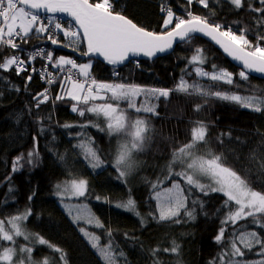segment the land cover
I'll list each match as a JSON object with an SVG mask.
<instances>
[{
  "label": "snow or ice",
  "instance_id": "6c2138e0",
  "mask_svg": "<svg viewBox=\"0 0 264 264\" xmlns=\"http://www.w3.org/2000/svg\"><path fill=\"white\" fill-rule=\"evenodd\" d=\"M193 2L208 7V0H187L189 6ZM228 2L236 10L246 9L257 14L254 17L257 29L255 43L248 38V27L234 31L231 26L215 22L208 15L193 13L190 7L185 9V15H180L171 7L162 6L161 11L166 13L163 28L167 31L157 33L139 26L120 11H115L113 0H0V49H20V44L28 43L33 36L39 38L41 34H48L49 28L53 27L62 32L70 45H76L73 51H77L83 42L86 50L82 55L101 57L107 64L115 67L130 61L131 57H156L159 53L171 51L177 41L190 43L196 34H202L242 65L243 70L235 75L242 81H248L252 72L264 74V44L261 43L264 35H259L260 26L264 25V0H258L259 6H253L252 0ZM41 11L53 15L46 22L40 15ZM57 13H66L75 22V26L64 27L61 22L54 20ZM46 38L53 45L60 43L54 34H48ZM37 57L44 58L48 64L59 69L62 75L41 73V78H47V84H55L57 80L60 84L54 98L48 88L35 96V107L39 109L41 104H46L49 100H53V103L72 101L71 111L88 118L77 124L64 123L61 127L81 129L75 134L81 138L75 147L80 150L91 169L111 166L118 178L125 183L127 181L124 178L138 166L134 154L142 152L146 143L151 140L150 115H159L157 108L161 98L168 100L175 92L200 97L205 102L208 98H215L256 113H264V90H260L261 94L242 95L230 89H222L221 85H228L230 88H238L240 85L236 83L235 75L225 68L212 64L211 70H206L204 65L208 58L202 48H194L193 54L188 58L192 72L185 69L184 75H181L173 88L146 87L125 81H98L91 73V62L77 63L75 59L64 56L54 60L52 52H45L40 48L31 53L28 60L30 62ZM25 63L19 55L0 56V70L5 72L15 70L19 74L26 71ZM31 70L36 71L35 68ZM193 73L198 79L189 81L185 78V75ZM31 78L28 76L27 80L31 81ZM202 107L203 104L196 103L193 110L200 112ZM190 123V139L171 149L162 175L155 180H145L150 185L152 199L156 202L155 210L148 215L158 223L181 224L186 219L195 220L197 205L202 208L204 203L199 199V194L207 196L210 193H220L225 197L222 205L224 212L214 240L223 247L218 258L210 264H264V235L255 230H247L248 226L241 224L245 221L251 226L264 229V188L253 187L251 168L237 170L226 163L222 152L217 153L212 149L207 123L202 120ZM88 128L106 132L109 138H117L110 165L102 158L94 138L83 131ZM225 135L231 139L230 133H220L216 137L217 141L223 144ZM260 145V151L264 152V134ZM38 155L34 144L27 156L21 153L15 158L12 171H19L25 164H32L33 158ZM248 159L256 161L260 175H264V156L256 160L250 151ZM169 181L171 184L166 187L165 184ZM55 188V194L61 201L87 198L89 195V182L82 176L70 175L68 179L57 183ZM95 199L100 200L101 197L96 196ZM104 199L107 200L106 197ZM116 206L140 216L136 201L130 195ZM63 207L74 223L84 221L90 226L104 229L109 239L102 245L100 235L80 228L103 264H121L122 261L127 264L123 251L113 244L112 229L107 228L87 204L64 203ZM31 215V209L26 208L23 212L0 218V264H56L50 257L34 259L36 245H44L58 253V260L62 264H68L67 253L62 248L39 233L28 230L27 221ZM141 222L143 223V218ZM20 238L27 243L18 244ZM254 249L258 251L253 253ZM159 251L158 247L152 249V256L156 257ZM163 251L178 256L180 245L172 240L171 247H166ZM246 253H253L261 258H246ZM153 264L161 262L157 258L153 260Z\"/></svg>",
  "mask_w": 264,
  "mask_h": 264
},
{
  "label": "trees",
  "instance_id": "16d2710c",
  "mask_svg": "<svg viewBox=\"0 0 264 264\" xmlns=\"http://www.w3.org/2000/svg\"><path fill=\"white\" fill-rule=\"evenodd\" d=\"M252 3L253 6H259L258 0H252ZM113 5L115 11H120L139 26L157 33L167 31L163 28L166 13L161 11L162 6L171 7L180 15H185V9L190 7L193 13L208 15L211 20L226 27L231 26L234 31L248 27V38L253 43L256 41L254 17L257 14L246 9L236 10L228 0H208L207 8L195 2L189 6L187 0H113ZM259 35H264V25L260 26ZM46 37L42 34L39 38L33 36L28 43L20 44V50L0 49V56L19 55L25 60V66H28L26 71L19 74L15 70H0V218L30 208L32 215L27 221L28 230L39 233L62 248L67 253L68 264H103L89 240L80 231L85 226L84 223H74L64 211L61 199L55 194L57 183L68 179L70 175L82 176L89 182V195L87 198L81 197L78 203L87 204L105 226L112 229L113 244L123 251L127 264H153V260L157 258L161 264H210L217 259L223 245L217 244L214 238L221 226L225 197L220 193H210L207 196L199 194V199L204 203L202 208L197 205L195 220L185 218L186 222L181 224L158 223L148 215L155 210L156 202L152 199V190L145 180H155L162 175L171 149L190 139V122L202 120L209 125L212 149L217 153L222 152L226 163L237 170L251 168L250 179L253 187L264 188V175H260L256 161L248 159L250 151L256 160L264 156V152L260 151L261 136L264 134V113H256L215 98H208L205 102L200 97L175 92L168 100L161 98L157 108L159 115H150L151 140L146 143L142 152L134 154L138 166L124 178L127 181L125 183L118 178L117 172L111 166L91 169L80 150L75 147L81 139L75 134L81 129L61 127L64 123L77 124L88 118L71 111L72 101L53 103V100H49L48 103L41 104L39 109L35 107L37 101L34 97L48 88L54 98L60 81L57 80V83L47 87L39 72L46 64L42 60L29 62L30 52L46 47L48 52L53 53L54 60L61 55L75 59L77 63L88 60L82 55L86 50L84 43L77 51L64 46L69 50L64 52L56 50L55 45ZM261 43L264 44V41ZM194 48L204 50L208 58L204 65L206 70H211L210 65L215 64L234 75L241 71L211 43L194 37L190 43L183 42L178 45L168 56L133 60L124 66L114 67L91 58L94 60L91 73L98 81H125L146 87L173 88L181 75H184L185 69L192 72L188 58L193 54ZM32 68L36 71L33 72ZM53 72L57 76L62 75L57 68ZM28 76L32 77L31 81L27 80ZM185 78L189 81L198 79L194 73L185 75ZM235 80L240 87H220L242 95L261 94L260 90H264L262 79L249 75L248 81H242L235 75ZM196 103L203 104L200 112L193 110ZM83 131L94 138L102 158L110 165L117 138H109L106 132L95 128ZM220 133H230L231 139L225 135L224 143H219L216 137ZM34 144L39 152L38 157L33 158L32 164H25L21 170L13 172L15 158L21 153L27 156ZM170 184L169 181L165 186ZM129 195L136 201L140 216L116 206ZM96 196L101 199H95ZM241 224L247 225V230H255L264 235V229L251 226L245 221ZM90 232L100 235L102 245L109 239L104 229L93 227ZM225 237L228 238V233ZM172 240L180 245L178 256L163 251L164 248L171 247ZM17 243L27 242L20 238ZM157 247L160 251L153 257L151 250ZM256 251L258 249H254L253 253ZM253 253H246V258H261ZM58 256V253L44 245H36L33 252L34 259L50 257L56 264H62Z\"/></svg>",
  "mask_w": 264,
  "mask_h": 264
},
{
  "label": "water",
  "instance_id": "95a60500",
  "mask_svg": "<svg viewBox=\"0 0 264 264\" xmlns=\"http://www.w3.org/2000/svg\"><path fill=\"white\" fill-rule=\"evenodd\" d=\"M40 14H43V15H53V14H51V13H45V12H43V11H41ZM55 16H63V17H66L67 19H69V20L75 25V22H74V21L72 20V18H71L70 16H68L66 13H57V14H55ZM195 37H200V38L206 40L207 42L211 43V44H212L213 46H215L219 51H221V53H222L227 59H229V60H230V61H231V62H232L237 68L243 70L242 65H241L238 61H235V60H233L231 57H229V56L227 55V53H225V52L223 51V49H221V48L219 47V45L215 44V42L212 41L209 37H207V36H203L202 34H196ZM182 43H183V41H177L176 43H174L173 48H172L171 51H169V52H165V53H159V54H157L156 57H153V58H147V57H144V56L131 57V58H130V61H133V60H150V59H155V58H159V57H165V56H168V55L172 54V53L176 50V48L178 47V45H180V44H182ZM84 44H85V43H84ZM85 47H86V44H85ZM54 48H55L56 50H58V51H64V52L69 51L67 48H65V47L62 46V45H55ZM83 57H85L86 59H91V58H93V59H96V60L99 61V62H102V63H104V64H107V62L103 61V58H101V57H95V56H93V57L83 56ZM130 61H125L124 64L119 65V66H124V65H126L127 63H129ZM107 65H109V64H107ZM249 75L252 76V77H255V78H258V79H262V80H264V74L252 72V73H250Z\"/></svg>",
  "mask_w": 264,
  "mask_h": 264
},
{
  "label": "built area",
  "instance_id": "2783aa9c",
  "mask_svg": "<svg viewBox=\"0 0 264 264\" xmlns=\"http://www.w3.org/2000/svg\"><path fill=\"white\" fill-rule=\"evenodd\" d=\"M40 15H41L42 18L45 19L46 22H47V18H48L49 16H52V15H43V14H40ZM53 19H54V20H58L59 22H61L62 25H63L64 27H69V26H73V27H74V26H75V25H74L69 19H67L66 17H63V16H54ZM48 34H54V36L57 37V38L60 40V43H59V44H56V45H63V46H66V47H68V48H70V49H71V48L73 49L74 47H76V45H70V44H69V40L63 36L62 32L56 31L53 27H50V28H49V33H48ZM48 34H42V35L47 36ZM82 43H83V42H82ZM82 43H81V44H82ZM81 44H80V45H81ZM80 45H79V46H80ZM79 46H78V47H79ZM36 49H37V48H36ZM36 49H35V50H36ZM40 49H43L45 52H48V49H47L46 47H40ZM19 50H20V49H19ZM35 50H33V52H34ZM33 52H30L29 55H30L31 53H33ZM35 60H42V61L46 64L45 68H43V69L40 68V70H39L40 74H41L42 72H51V73H53L54 75L57 76V74H55V73L53 72L54 67H53L52 65L48 64V62H47L44 58H42V57H37ZM25 67H26V66H25ZM27 67H28V66H27ZM27 67H26V69H27ZM50 67H52L53 69L51 70ZM57 70H59V69H57ZM59 72H60V70H59ZM41 80L47 85V87H50V86H51V85L47 84V82H46L47 78H41Z\"/></svg>",
  "mask_w": 264,
  "mask_h": 264
},
{
  "label": "rangeland",
  "instance_id": "374dc122",
  "mask_svg": "<svg viewBox=\"0 0 264 264\" xmlns=\"http://www.w3.org/2000/svg\"><path fill=\"white\" fill-rule=\"evenodd\" d=\"M61 56H64V55H61ZM64 57H67V56H64ZM67 58H69V57H67ZM88 62H91L92 63V68H93V65H94V60L93 59H88V60H86V61H84V62H81V63H88ZM91 72H92V69H91ZM80 200V198L79 199H72V200H64V201H62V207H63V204L64 203H69V204H79L78 203V201ZM73 201H75V202H73ZM63 209H64V207H63ZM64 211H65V209H64ZM66 212V211H65ZM67 213V212H66ZM68 215V214H67ZM69 218L72 220V218L69 216ZM73 221V220H72ZM82 223H84V227L83 228H85V229H87L89 232H90V229L91 228H93V226H90V225H88V224H86L84 221H81ZM83 234V233H82ZM88 239V238H87ZM95 250V249H94ZM96 251V250H95Z\"/></svg>",
  "mask_w": 264,
  "mask_h": 264
}]
</instances>
